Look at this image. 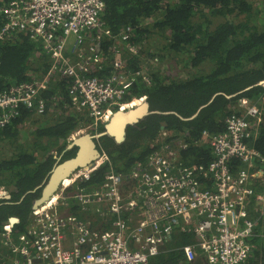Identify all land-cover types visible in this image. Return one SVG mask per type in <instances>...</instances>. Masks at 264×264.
I'll list each match as a JSON object with an SVG mask.
<instances>
[{
    "label": "trees",
    "instance_id": "1",
    "mask_svg": "<svg viewBox=\"0 0 264 264\" xmlns=\"http://www.w3.org/2000/svg\"><path fill=\"white\" fill-rule=\"evenodd\" d=\"M9 2L0 0V5ZM105 3L101 26L91 33V39H98L101 60L90 76L103 79L117 73V59L127 72H139L143 61L156 57L169 65L174 61L179 70L176 75L149 72V84L135 83L124 101L142 100L148 104L147 114L128 129L122 144L109 137L101 139L111 165L100 167L89 180L77 181L75 188L98 190L105 184L110 168L126 176L139 163H147L161 148V127V132L167 133L166 139L170 136L168 141L186 142L187 149L179 154L183 165L202 171L214 160L209 145L202 141L205 131L212 136L224 133L229 117L245 115L242 100L264 110V0ZM4 23L0 17V33ZM124 34L129 35L127 40L122 39ZM151 40H157L152 47L144 44ZM131 47H136L138 53ZM51 65L43 45L29 34L17 31L0 37V95L43 80ZM71 84V78H50L41 93L45 112L22 108L7 127L0 129V188L11 195L10 200L0 201V234L10 218H18L13 227L17 244L35 220L32 206L41 193L37 187L48 178L58 157L63 160L74 155V150H66L69 139L93 122L87 113L75 108L78 102L69 95ZM99 129L104 130L102 126ZM251 136L249 146L264 155V122ZM233 166L236 170L246 168L237 159H233ZM259 210L255 202L249 208L250 217L258 219V225L253 239L255 249L243 264H264V214L261 216ZM69 213L84 218L77 203ZM127 218L124 213L122 219ZM105 219L107 225L111 219L100 220ZM196 242L193 233L177 231L166 243L165 252L148 264H191L183 248ZM6 253L7 248L0 242V259Z\"/></svg>",
    "mask_w": 264,
    "mask_h": 264
},
{
    "label": "built area",
    "instance_id": "2",
    "mask_svg": "<svg viewBox=\"0 0 264 264\" xmlns=\"http://www.w3.org/2000/svg\"><path fill=\"white\" fill-rule=\"evenodd\" d=\"M105 6V0H10L0 5V17L5 21L0 37L25 32L43 45L52 63L43 80L0 95V129L22 108L44 113L41 93L55 77L72 79L69 95L78 102L77 111L92 118V131L106 124L117 109L127 110L143 102L124 101L136 82L150 83L142 69L137 73L124 71L121 59H117V73L103 79L90 76L101 60L98 39H91V33L101 26ZM128 38V34L122 36L123 40ZM131 51L138 53L136 47ZM135 101L136 105L130 106ZM241 103L245 115L229 117L224 133H203L202 141L209 145L214 160L202 171L183 165L179 154L187 149L186 142L168 141L170 136L166 139L164 133L162 137L161 129V148L147 163H139L126 176L110 168L100 189L78 190L75 196L69 193L71 182L89 180L100 167L111 165L103 153V162L79 171V179H75L76 173L66 181L69 184L53 197L54 203L33 210L35 220L20 243L14 241L13 227L4 226L0 242L8 253L0 264H148L165 252L166 243L177 231L191 232L197 239L195 245L183 248L188 263H245L255 249L258 220L252 219L249 211L253 202L264 214V155L248 144L253 122L256 126L262 123V111L257 104ZM233 159L246 168L236 170ZM7 195L10 193L0 188V198ZM76 203L84 215L95 210L100 219L109 216L108 226V219L96 223L70 214ZM58 207L67 214H61ZM125 212L128 220L122 219ZM69 234L71 242L67 243Z\"/></svg>",
    "mask_w": 264,
    "mask_h": 264
},
{
    "label": "water",
    "instance_id": "3",
    "mask_svg": "<svg viewBox=\"0 0 264 264\" xmlns=\"http://www.w3.org/2000/svg\"><path fill=\"white\" fill-rule=\"evenodd\" d=\"M133 109H140V115L137 121H132L130 116V112L132 109L128 110H118L114 115L120 116V121L115 124L116 127H119L120 123L124 122L123 125V137L118 138L117 135L113 132H110L108 128V124L104 126V133L102 136L109 137L115 141L117 144H122L126 140L127 131L130 127L135 126L139 123L147 114L148 104L141 103L140 106L135 107ZM110 119V123L113 122L114 118ZM164 129V127H161ZM101 136L97 135L95 137L92 133H84L77 138L73 139V141L67 146V151H73L74 155L68 159L62 160L61 158H57V164L53 167L50 172L48 178L44 181V183L36 190L41 189L40 197L34 202L32 206V210H37L39 207L49 203L56 195H58L62 189L64 188V184L66 181L71 180L76 173L81 170H89L96 166V163L101 159L103 154V150L100 147L98 141ZM56 159V158H55ZM131 186V184H129ZM35 190V191H36ZM52 198V199H51ZM11 195H7L1 200H10ZM19 222V219L16 217H12L9 219V224L13 227L16 223ZM196 264H201L197 262Z\"/></svg>",
    "mask_w": 264,
    "mask_h": 264
},
{
    "label": "rangeland",
    "instance_id": "4",
    "mask_svg": "<svg viewBox=\"0 0 264 264\" xmlns=\"http://www.w3.org/2000/svg\"><path fill=\"white\" fill-rule=\"evenodd\" d=\"M218 23V21H216L215 22V24H217ZM160 40V39H159ZM158 40V41H159ZM157 42V40H151L150 41V43H144V44H146V46H151L152 47V45L154 44V43H156ZM87 49V47H85V50ZM70 52V51H69ZM73 57V56H72ZM143 67H142V70H143V72L145 73V74H147V75H149V72H157V73H166V74H168V75H176L177 74V70H179V69H177V67H176V64L174 63V61H172V65H169L168 64V62H166L165 60H160L158 57H156V58H154V59H147L146 61H143ZM182 71H183V69H182ZM184 75V74H183ZM183 75H182V73L179 75V77H183ZM137 100V99H136ZM138 106H140V105H138ZM117 111H118V109H117ZM125 111V110H124ZM260 111H262V118H263V120H262V123L264 122V110H260ZM252 121H254V120H252ZM253 125H254V129L257 131V127L258 126H256L255 125V121L253 122ZM104 127L103 125H101V124H99L98 125V128H100V127ZM90 128V126L89 127H87V128H84L83 129V131H86V130H88ZM82 130V129H81ZM104 133V130L103 131H101L100 129H98L97 130V134H98V136L100 135L101 136V138H104V137H106V136H102V134ZM96 137H97V135H96ZM80 173H78V175H79ZM77 181H79V180H77ZM77 181L76 182H71L70 183V185L69 186H71L70 188H73L72 189V191H70L69 193H71V194H73L74 193V196H75V194H76V192L78 191L76 188H75V186H76V183H77ZM56 203H57V201H56ZM59 205V204H58ZM61 210V214H67L66 212H67V210L66 209H63L62 207H58V211H60ZM84 216H86L89 220H92V221H95L96 223H99V221H102V220H100V217L98 216V214L95 212V210H92V211H89L88 213H85V215ZM71 234H69L67 237H66V239H67V243H69V241L71 242Z\"/></svg>",
    "mask_w": 264,
    "mask_h": 264
},
{
    "label": "bare ground",
    "instance_id": "5",
    "mask_svg": "<svg viewBox=\"0 0 264 264\" xmlns=\"http://www.w3.org/2000/svg\"><path fill=\"white\" fill-rule=\"evenodd\" d=\"M136 105V102L135 103H132L130 106H135ZM113 115L114 114H112L109 118H108V120L106 121V124L105 125H107L108 124V128H109V130H110V132H113V133H115L116 135H117V137L118 138H120V137H123L124 136V134H123V125H124V123H125V121L124 122H122V123H120V125H119V127H116L115 126V124L117 123V122H119L120 121V116L119 115H116V116H114L113 117ZM139 115H140V110L139 109H132V111L130 112V115H127V117H129L130 116V119H132V121H135L138 117H139ZM111 117H113L114 119H113V122L112 123H110L109 124V122H110V119H111ZM86 131H91L90 129H88V130H86ZM86 131H83V132H86ZM82 132V133H83ZM165 132H162V137H165V136H163V134H164ZM167 134V133H166ZM167 136V135H166ZM78 136L77 135H75V137L73 138V139H75V138H77ZM73 139H72V141H73ZM101 163V162H103V160L102 161H98L97 163ZM96 163V164H97ZM94 168V167H93ZM92 168V169H93ZM89 170H91V169H89ZM78 173H80V172H78ZM80 177H82V174L81 175H77L76 177H75V179H79ZM69 184V182H65V186H67ZM122 195H123V191H122ZM53 198V197H52ZM51 198V199H52ZM54 200V199H53ZM53 200H51L50 202H52ZM52 203H54V202H52ZM51 203V204H52ZM126 213V212H125ZM109 217V216H108ZM128 218H129V216H128ZM128 218H127V220H128Z\"/></svg>",
    "mask_w": 264,
    "mask_h": 264
},
{
    "label": "clouds",
    "instance_id": "6",
    "mask_svg": "<svg viewBox=\"0 0 264 264\" xmlns=\"http://www.w3.org/2000/svg\"><path fill=\"white\" fill-rule=\"evenodd\" d=\"M137 100H138V99H137ZM142 103H143V102H142ZM135 107H138V106H135ZM135 107H133V108H135ZM133 108H130V109H133ZM127 110H128V109H127ZM123 111H124V110H123ZM116 112H117V111H116ZM116 112H115V113H116ZM115 113H114V114H115ZM103 126H105V124H104ZM103 129H104V127H103ZM96 131H97V130H96ZM88 132L92 133L93 131H92V130H91V131H86V132L80 133V135H82V134H84V133H88ZM80 135H79V136H80ZM96 135H98V134H96ZM96 135H94V136L96 137ZM71 142H72V140L69 139L68 145H69ZM68 145H67V146H68ZM63 160H65V159H63ZM61 161H62V160H61ZM255 205H256V203H255ZM257 206H258V205H257ZM259 213H260V210H259ZM260 215L262 216L263 214L260 213ZM252 219H254V218H252ZM254 220H258V219H254ZM257 225H258V223H257ZM13 227H14V226H13ZM256 227H257V226H256ZM256 227H255V228H256ZM252 253H253V252H252ZM252 253H251V255H252ZM251 255H250V257H251Z\"/></svg>",
    "mask_w": 264,
    "mask_h": 264
},
{
    "label": "flooded vegetation",
    "instance_id": "7",
    "mask_svg": "<svg viewBox=\"0 0 264 264\" xmlns=\"http://www.w3.org/2000/svg\"><path fill=\"white\" fill-rule=\"evenodd\" d=\"M98 129H99V128H98ZM98 129H97V130H98ZM92 134H93V135H96V134H97V131H96V130L93 131ZM101 139H102V138H99V141H98L99 145H101ZM100 147L102 148L103 153H105V151H104L105 149L103 148V146L101 145ZM106 155H107V154H106ZM107 157L109 158L108 155H107ZM109 159H110V158H109Z\"/></svg>",
    "mask_w": 264,
    "mask_h": 264
},
{
    "label": "crops",
    "instance_id": "8",
    "mask_svg": "<svg viewBox=\"0 0 264 264\" xmlns=\"http://www.w3.org/2000/svg\"><path fill=\"white\" fill-rule=\"evenodd\" d=\"M73 41V39H71Z\"/></svg>",
    "mask_w": 264,
    "mask_h": 264
}]
</instances>
